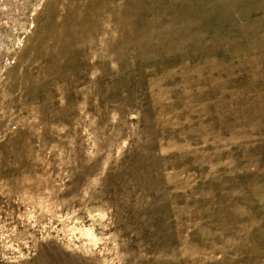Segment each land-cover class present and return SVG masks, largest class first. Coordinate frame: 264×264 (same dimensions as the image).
Segmentation results:
<instances>
[{
  "label": "rangeland",
  "instance_id": "rangeland-1",
  "mask_svg": "<svg viewBox=\"0 0 264 264\" xmlns=\"http://www.w3.org/2000/svg\"><path fill=\"white\" fill-rule=\"evenodd\" d=\"M0 264H264V0H0Z\"/></svg>",
  "mask_w": 264,
  "mask_h": 264
}]
</instances>
